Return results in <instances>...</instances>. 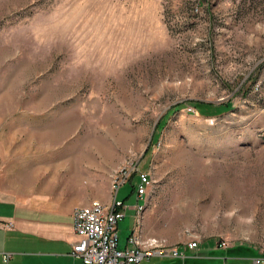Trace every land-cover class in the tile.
<instances>
[{"label":"rangeland","instance_id":"1","mask_svg":"<svg viewBox=\"0 0 264 264\" xmlns=\"http://www.w3.org/2000/svg\"><path fill=\"white\" fill-rule=\"evenodd\" d=\"M129 163L119 247L136 223L168 245L199 241L166 264H251L264 245V0H0V191L108 203Z\"/></svg>","mask_w":264,"mask_h":264},{"label":"built area","instance_id":"2","mask_svg":"<svg viewBox=\"0 0 264 264\" xmlns=\"http://www.w3.org/2000/svg\"><path fill=\"white\" fill-rule=\"evenodd\" d=\"M135 167L128 164L119 169L112 178V192L114 193L108 203L93 199L86 205L76 206L73 211V229L79 236L73 243L71 255L79 258L82 264H135L151 256L181 258L188 255L185 251H194L199 241H187L183 249L168 245L156 237L144 238L136 229V223L123 247H119L118 222L125 216L128 209L124 200L117 198V191L130 177L129 170ZM136 199L145 201L151 176L147 171L137 169ZM143 204L132 208L135 216L142 209ZM222 247L221 244L218 245ZM10 252L0 253L2 261L7 264L11 259ZM251 264H264V245L260 252L252 257Z\"/></svg>","mask_w":264,"mask_h":264},{"label":"crops","instance_id":"3","mask_svg":"<svg viewBox=\"0 0 264 264\" xmlns=\"http://www.w3.org/2000/svg\"><path fill=\"white\" fill-rule=\"evenodd\" d=\"M78 203L82 201L47 194L7 196L0 191V253L12 254L7 264H82L71 255L73 243L79 239L73 229V211ZM252 250V257L260 252L257 247ZM194 255L168 258L186 260ZM162 258L151 256L135 264L144 260L145 264H166ZM0 264H5L1 257Z\"/></svg>","mask_w":264,"mask_h":264},{"label":"trees","instance_id":"4","mask_svg":"<svg viewBox=\"0 0 264 264\" xmlns=\"http://www.w3.org/2000/svg\"><path fill=\"white\" fill-rule=\"evenodd\" d=\"M196 107L198 108V111H200L201 113L205 115H209V114H212L213 111H210V110H212L213 108H218L220 110H226L227 108H230V103H222L216 107V106H213L211 103L196 102ZM236 248H239V247H236Z\"/></svg>","mask_w":264,"mask_h":264}]
</instances>
